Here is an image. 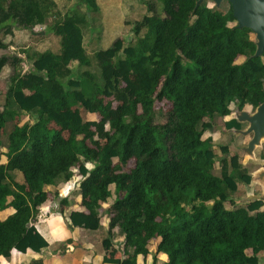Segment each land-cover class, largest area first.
I'll return each mask as SVG.
<instances>
[{
    "label": "trees",
    "instance_id": "1",
    "mask_svg": "<svg viewBox=\"0 0 264 264\" xmlns=\"http://www.w3.org/2000/svg\"><path fill=\"white\" fill-rule=\"evenodd\" d=\"M79 1L61 14L55 0H0V51L11 45L4 36L13 29L41 25L60 44L57 52L0 54V73L12 68L0 109V214L11 210L0 217V257L47 245L32 223L49 200L48 188L70 181L83 210L67 221L98 230L107 204L105 238L123 235V264H136L137 256L157 264L161 255L160 264H259L262 201L225 206L251 176L239 152L205 137L218 118L264 102V51L255 55L253 32L237 26L230 3L221 11L207 0H148L147 14L125 22L132 25L130 41L111 32L99 39L112 38L94 48L96 76L88 69L83 28L101 7L98 0ZM24 62L33 68L22 71ZM161 101L171 106L159 123ZM79 107L108 127L101 146L100 128L83 122ZM8 118L17 121L6 132ZM232 128L241 131L243 124L225 122V130ZM54 195L60 206L68 204Z\"/></svg>",
    "mask_w": 264,
    "mask_h": 264
},
{
    "label": "crops",
    "instance_id": "2",
    "mask_svg": "<svg viewBox=\"0 0 264 264\" xmlns=\"http://www.w3.org/2000/svg\"><path fill=\"white\" fill-rule=\"evenodd\" d=\"M113 14L111 17L106 15L105 25L112 26ZM122 21L123 19L118 22L122 23ZM39 27L46 26L41 25ZM106 35H110V32L108 31ZM243 60L244 57H239L237 63H241ZM27 63L32 66L31 63ZM243 111L253 114L255 109L250 105H245ZM239 114L240 112H234L231 116L218 118L214 129L206 132L205 137H212L214 142L213 136L231 133V151L239 152L240 162L248 169L251 176L250 184L238 183L237 191L231 199V208L246 207L249 202L260 199L262 201L260 210H264V159L260 157L264 151V139H261L260 144L255 145L253 149H250L248 146L251 135L245 133L248 127L246 122L241 121L243 124L241 131L234 128L229 131L224 129V124L228 120L236 119L239 121ZM70 184L72 183L69 181L63 185L54 186L55 189L63 186L58 192V195L62 197L58 196V198H66L68 204L60 206L58 201L48 200L40 208L36 221L32 223L47 245L40 251L12 249L8 257H0V264H31L36 261L39 264H123L126 258L121 252L123 235L114 231L110 238H105L108 224V218L106 217L107 204H104L105 208L100 209L102 219L101 227L98 230L90 231L72 227L67 221L72 211L83 210L80 206L81 197L78 186L75 185L73 189L69 190ZM9 213H11V210H6L0 214V217H5ZM258 257L259 264H264V250L259 253ZM106 259L110 261H106ZM114 259H119L120 263L112 261ZM164 259V255L159 256L157 264H160ZM136 264H152V258L150 256H137Z\"/></svg>",
    "mask_w": 264,
    "mask_h": 264
},
{
    "label": "rangeland",
    "instance_id": "3",
    "mask_svg": "<svg viewBox=\"0 0 264 264\" xmlns=\"http://www.w3.org/2000/svg\"><path fill=\"white\" fill-rule=\"evenodd\" d=\"M58 5V10L61 14L69 11L73 6L80 3L79 0H55ZM148 0H98V3L101 7V12H98L96 14H89L88 18L90 20V25L86 28H83V35L85 39V44L87 46L88 56L91 60L90 67L88 68L93 74L96 76L100 75L97 63L95 62V59L93 58V51L94 48H96V45L100 43V45L109 44L112 38L109 39H102L106 35V33L109 31L111 33H118L121 35V37L126 40L130 41L133 37L131 35V28L132 25L125 24V22H134L136 20L141 19L145 14H147V6L145 2ZM208 6L214 7L216 9H219L221 11H226L229 8V2L227 0H222L219 5H214V3L211 0H207ZM155 7L157 12L161 10L160 5L155 2ZM113 14V24L112 26H107L104 24V21L106 20V15L109 17ZM118 13V14H116ZM122 23H119V20H122ZM95 33H90V30ZM94 38H98L96 41H93ZM251 38L255 39V35L251 34ZM4 39L10 43L11 45L6 50L0 51V54H7V55H15L18 54V56L24 57L20 51L23 48H32L35 50L43 51V50H51L54 52H57L60 48L59 44V38L53 34V32L48 27H35L32 31L29 30H22V29H13L12 35L4 36ZM20 68L22 71H27L32 69V66H29L27 62H24L23 64H20ZM12 74V68L9 66H6L3 68L2 72L0 73V109L2 107H5L6 104V90L8 85V78ZM10 101L8 102V105L6 106L8 109L15 110L14 107L11 108ZM115 104V103H114ZM170 103L167 101H161L156 103V122L162 123L165 119V112L170 108ZM79 113L83 120V122L88 121L90 122V126L93 130H96V127H99L100 130L97 134V144L98 146H101L104 143V140L101 136L102 132L107 130L108 127L106 125L100 124V116L97 114L94 115H88L86 114L85 110L82 107H79ZM251 115V114H249ZM25 117L24 114H21L19 119H23ZM33 120V119H32ZM31 120V121H32ZM8 123L6 126V132L10 130V128L13 126V124L17 121L16 119H10L8 118ZM246 124L249 127V123L246 122ZM247 127V128H248ZM98 130V129H97ZM246 133V132H245ZM246 134L251 135V139L253 138V133L249 132ZM64 136H67V133H64ZM215 143H224L227 144L231 149V133H224L223 135H217L213 136ZM2 141L6 142V136H2ZM251 141V140H250ZM215 151L218 152V146L215 148ZM243 158V157H242ZM116 159H114V163H116ZM134 165V160H130L127 165V169L131 168ZM218 172V171H216ZM15 179L18 181H22V177L19 174L14 175ZM66 183V182H64ZM64 183H60L63 185ZM63 188V186H60L59 189ZM243 188V187H242ZM59 189H55V187H49L48 190L51 193L49 195V200L54 201L55 198V192H60ZM73 189L72 184H70L69 190ZM56 190V191H55ZM59 194V193H58ZM59 197H62L61 195H58ZM102 198H104V194L101 195ZM57 199V198H56ZM225 206L227 208H231V203L226 202Z\"/></svg>",
    "mask_w": 264,
    "mask_h": 264
},
{
    "label": "water",
    "instance_id": "4",
    "mask_svg": "<svg viewBox=\"0 0 264 264\" xmlns=\"http://www.w3.org/2000/svg\"><path fill=\"white\" fill-rule=\"evenodd\" d=\"M203 0H199L202 2ZM219 5L222 0H213ZM231 5L232 14L239 28H249L257 40L255 55L264 51V0H228ZM238 120L248 122L246 133L252 132L253 138L249 142V148L260 144L264 139V102L261 103L251 115L244 111L240 112Z\"/></svg>",
    "mask_w": 264,
    "mask_h": 264
},
{
    "label": "built area",
    "instance_id": "5",
    "mask_svg": "<svg viewBox=\"0 0 264 264\" xmlns=\"http://www.w3.org/2000/svg\"><path fill=\"white\" fill-rule=\"evenodd\" d=\"M14 250H16V249H14Z\"/></svg>",
    "mask_w": 264,
    "mask_h": 264
}]
</instances>
